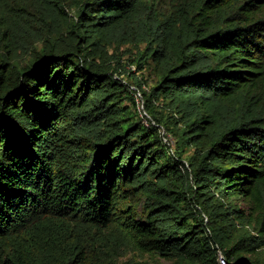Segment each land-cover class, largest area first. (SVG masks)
I'll use <instances>...</instances> for the list:
<instances>
[{
  "label": "trees",
  "instance_id": "obj_1",
  "mask_svg": "<svg viewBox=\"0 0 264 264\" xmlns=\"http://www.w3.org/2000/svg\"><path fill=\"white\" fill-rule=\"evenodd\" d=\"M168 1L0 0V264H264V0Z\"/></svg>",
  "mask_w": 264,
  "mask_h": 264
},
{
  "label": "rangeland",
  "instance_id": "obj_2",
  "mask_svg": "<svg viewBox=\"0 0 264 264\" xmlns=\"http://www.w3.org/2000/svg\"><path fill=\"white\" fill-rule=\"evenodd\" d=\"M168 0H161V7L160 9L163 11L166 8V5L168 4ZM16 10L17 9H13V8H5L4 9V14H6L7 16H11L14 21L12 24V27L14 29V31L16 32L17 36L20 37V39L22 40V38L26 35L25 30L26 28H28L30 31H32V33L34 34V37L28 40V46L26 47V51L25 52H21L20 50H17L16 52V60H18L21 63H24L26 60L29 59V53H27L28 51H30V47H35V46H40L43 44L42 40H38V30L36 28H29L28 25L24 23L22 18H16ZM129 46L128 45H124L122 50H123V54L121 53V51H119L118 55L122 56L124 59L128 58V55L130 54L129 52ZM132 51H135V49H132ZM3 52V49H2ZM110 53L112 52L111 48H110ZM133 70H135V66L132 67ZM148 73V70L146 71ZM146 76V74H144ZM148 81L149 84H152V82L154 81V78L150 75V77H148ZM118 242H109L110 247H114L118 250ZM264 251V250H263ZM135 253L133 251L130 250H125L123 251L120 256L119 259L117 261H115L113 264H126V263H130L131 259H142V257L134 255ZM264 254V253H263ZM145 258H148V255H145ZM160 263L166 264L167 260L164 258H159L157 259ZM110 264V263H107Z\"/></svg>",
  "mask_w": 264,
  "mask_h": 264
},
{
  "label": "built area",
  "instance_id": "obj_3",
  "mask_svg": "<svg viewBox=\"0 0 264 264\" xmlns=\"http://www.w3.org/2000/svg\"><path fill=\"white\" fill-rule=\"evenodd\" d=\"M130 88L132 89L135 96L136 106H137L136 111L141 122L148 127L156 126L159 130V134L163 143H165L166 146L169 148V152L174 155L176 148V140L174 136L169 131H167V129L163 125L156 123L155 120L152 118V116L149 114V112L146 110L145 99L141 90L135 85H131ZM144 88L148 90V87L144 86ZM186 165L188 166L187 163ZM218 261L219 264L226 263L225 256L221 250H218Z\"/></svg>",
  "mask_w": 264,
  "mask_h": 264
}]
</instances>
